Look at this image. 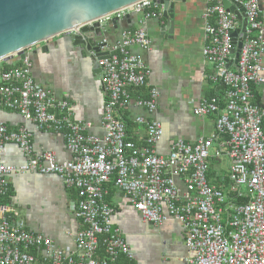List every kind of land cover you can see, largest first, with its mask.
<instances>
[{
	"label": "built area",
	"instance_id": "2783aa9c",
	"mask_svg": "<svg viewBox=\"0 0 264 264\" xmlns=\"http://www.w3.org/2000/svg\"><path fill=\"white\" fill-rule=\"evenodd\" d=\"M230 1L242 6L245 20L229 12L223 0H206L204 12L203 55L213 66L210 81L224 88L223 99L205 98L193 109L196 116L216 117V136L195 143L175 140L167 156L157 151L164 136L160 122L137 118L147 129L141 147L128 137L119 115L133 101L131 91L143 93L136 100L140 107L157 111L160 91L150 84L151 71L130 52L135 45L151 48L144 29L124 31L109 58L100 61L107 93L103 137L88 134L91 125L74 119L71 104L36 81L29 56L20 65L0 66V110L17 113L25 121L13 130L0 123V264H113L121 255L133 260L135 255L122 230L114 226V209L107 201L106 185L112 180L145 222L160 225L174 219L182 224L184 264H264V107L255 102L254 94L255 87L264 86V24L259 0ZM162 12L154 0H144L98 23L106 31L112 19L143 14L148 20L162 18ZM237 30L245 38L237 63L234 58L229 66ZM27 123L62 134L71 159L59 163L52 151L37 155ZM8 144L22 149L24 165L3 161ZM223 156L229 159L225 188L210 179V160ZM14 173L58 175L66 187L77 190L74 210L84 228L75 237L76 253L30 232L16 210L4 202ZM177 177L185 181L184 192L176 184ZM241 199L246 202L239 203Z\"/></svg>",
	"mask_w": 264,
	"mask_h": 264
},
{
	"label": "crops",
	"instance_id": "0c3cea01",
	"mask_svg": "<svg viewBox=\"0 0 264 264\" xmlns=\"http://www.w3.org/2000/svg\"><path fill=\"white\" fill-rule=\"evenodd\" d=\"M259 2L264 24V0ZM206 6V0H185V3L177 4L172 38L161 35L160 29L166 23L164 19L153 17L146 20L143 14H131L129 19L118 21L117 27L110 25L104 31V42L108 45L103 52H109L126 30L142 28L148 34L151 48L145 50L135 45L130 52L140 57L151 71L150 84L160 91L157 111L149 113L140 107L136 100L143 93L131 91L133 101L127 108L120 109L119 115L126 124L128 137L141 147L145 145L147 129L137 122V118L160 122L164 136L157 144V151L163 156L169 154L175 140L195 143L200 138L216 136V117L196 116L193 111L203 99L221 94V87L210 81L213 66L203 55ZM26 55L33 63L36 81L58 100L71 104L74 119L91 125L88 134L103 137L107 93L102 74L93 71L91 59L82 49L74 47L69 37L60 36L33 47L26 51ZM14 60V64L22 61L19 57ZM262 62L264 67V52ZM6 64L1 62L0 66ZM254 94L255 102L264 107V86L255 87ZM1 122L11 129L25 125L19 114L3 110H0ZM26 126L33 133L32 144L37 155L52 151L59 163L71 159L62 134L40 131L32 123ZM3 161L16 167L26 163L22 149L16 144L6 146ZM210 169L211 181L228 187L229 159L226 156L211 159ZM8 181L10 193L4 202L16 210L27 229L49 238L62 250L76 253L75 237L84 228L74 210L78 201L77 190L66 187L61 178L53 174L14 173ZM175 181L184 192V179L177 177ZM108 189L107 201L114 209V226L122 230L135 255L133 260L121 255L113 264H184L187 256L185 231L179 221L170 219L160 225L147 223L113 184ZM98 257H104L102 248ZM44 258L42 253L40 261Z\"/></svg>",
	"mask_w": 264,
	"mask_h": 264
},
{
	"label": "water",
	"instance_id": "95a60500",
	"mask_svg": "<svg viewBox=\"0 0 264 264\" xmlns=\"http://www.w3.org/2000/svg\"><path fill=\"white\" fill-rule=\"evenodd\" d=\"M144 0H0V62L14 63L15 58H26V51L46 44L57 37H69L72 45L82 49L91 59L93 71L102 74L100 61L109 58L104 42L105 33L98 23L103 17L133 6ZM163 7L165 25L160 29L162 37L174 35L175 8L185 0H154ZM225 8L245 20L241 5L223 0ZM129 19V16L126 17ZM117 18L108 25L117 27ZM245 30V29H244ZM242 30L234 34L233 59L238 61L245 38ZM46 48V47H45Z\"/></svg>",
	"mask_w": 264,
	"mask_h": 264
},
{
	"label": "trees",
	"instance_id": "16d2710c",
	"mask_svg": "<svg viewBox=\"0 0 264 264\" xmlns=\"http://www.w3.org/2000/svg\"><path fill=\"white\" fill-rule=\"evenodd\" d=\"M22 62L21 61H19V62H17L15 65L17 66V65H20ZM9 64V65H8ZM8 64H6L5 65V68H10V67H12L13 66V64L14 63H8ZM221 88H219V90H221V94L219 95V96H217V98H219V99H222V96H223V94H224V88H223V86H221V85H219ZM212 97V96H211ZM214 97H216V96H214ZM222 108H223V105H222ZM124 122V121H123ZM6 124V123H5ZM7 126H8V124H6ZM9 127V126H8ZM9 130H11V128L9 127ZM13 130V129H12ZM114 185V181L112 180V182L111 183H109V184H107L106 185V188L108 189V186H110V185ZM109 190V189H108ZM78 193V192H77ZM8 197V196H7ZM7 197L5 198V199H7ZM243 202H246V200H240L239 201V203H243Z\"/></svg>",
	"mask_w": 264,
	"mask_h": 264
}]
</instances>
